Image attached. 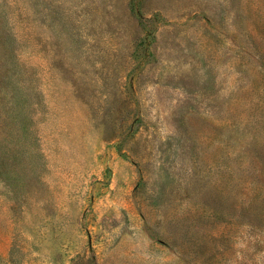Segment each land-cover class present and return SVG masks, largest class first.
<instances>
[{
    "label": "rangeland",
    "instance_id": "obj_1",
    "mask_svg": "<svg viewBox=\"0 0 264 264\" xmlns=\"http://www.w3.org/2000/svg\"><path fill=\"white\" fill-rule=\"evenodd\" d=\"M0 264H264V0H0Z\"/></svg>",
    "mask_w": 264,
    "mask_h": 264
}]
</instances>
